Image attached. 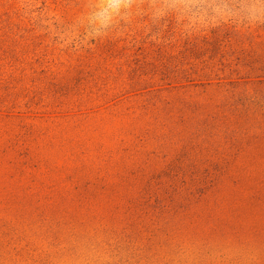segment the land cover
<instances>
[{
  "label": "rangeland",
  "instance_id": "374dc122",
  "mask_svg": "<svg viewBox=\"0 0 264 264\" xmlns=\"http://www.w3.org/2000/svg\"><path fill=\"white\" fill-rule=\"evenodd\" d=\"M223 25L264 48V0H0V264H264V127L109 95Z\"/></svg>",
  "mask_w": 264,
  "mask_h": 264
},
{
  "label": "trees",
  "instance_id": "16d2710c",
  "mask_svg": "<svg viewBox=\"0 0 264 264\" xmlns=\"http://www.w3.org/2000/svg\"><path fill=\"white\" fill-rule=\"evenodd\" d=\"M203 37L202 46L198 44L200 39L190 37L161 45L162 56L158 66L147 63L152 70L160 73V78H135L131 82L125 79L113 80L109 82V95L125 87L153 84L144 90L156 96L164 89L173 87H200L193 82L194 77H202L206 81L204 87L211 89L207 96L212 95L192 103L199 108L222 107L246 112L251 116L250 126L255 125V130L261 132L264 127V48H259L261 44L257 41L261 36L252 30L223 25L215 28L211 35ZM174 47L182 51L176 53L169 50ZM166 82H169L167 88L155 85Z\"/></svg>",
  "mask_w": 264,
  "mask_h": 264
}]
</instances>
